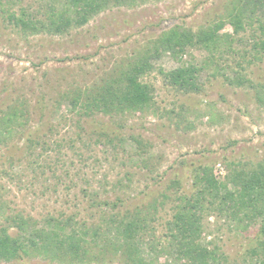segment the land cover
Here are the masks:
<instances>
[{
    "label": "rangeland",
    "instance_id": "obj_1",
    "mask_svg": "<svg viewBox=\"0 0 264 264\" xmlns=\"http://www.w3.org/2000/svg\"><path fill=\"white\" fill-rule=\"evenodd\" d=\"M53 1L55 6L63 7L67 0H0V98L12 93L35 102L44 96L48 106L46 125L33 134L35 145L30 150L24 146L10 159L0 146V224L15 215L30 217L39 226L47 217H73L72 226L83 229L84 224L92 226L101 220L98 208L82 209L90 204L84 188L109 199L120 197L126 204L140 202L148 192H154L149 200L157 199L159 209L149 226L155 227V235L146 232L141 240V255L152 262L156 255L148 243L165 245L166 225L178 204L175 198L185 190L184 185L172 190H165L164 185L170 183L173 171L183 161L219 160L214 172L223 181L228 162L251 168L264 159V108L255 101L252 89L231 86L224 77L232 78L239 70L237 55L216 51L213 57L206 49L189 48L182 60L169 53L153 60L154 70L142 79L153 86V111L113 119L125 137L117 151L89 140L80 116L72 112L68 102L58 105L59 96L76 84L99 80L115 63L145 48L163 29L175 25L193 30L206 27V19L214 18V12H220L217 9L229 0H154L133 9L114 8L62 36L26 33L9 18L25 10L29 18L47 21L46 13ZM257 27L256 31L248 28L234 36L235 52L248 49L250 36H260ZM228 32H232L229 25L221 33ZM206 61L198 94L178 92L159 73L160 69L171 71L182 63L203 67ZM245 73L251 79L263 76L264 61ZM184 106L188 111L181 123L179 114ZM136 136L146 144L144 159L136 155L132 139ZM223 155L228 158L225 163ZM164 193L168 199L163 198ZM257 228L247 227L241 232L226 215L206 216L201 243L218 256L210 264H263V256L251 258L249 254ZM16 232L10 229V233ZM105 256L106 262L94 259L84 264H124L111 262L110 252ZM175 256L163 253L158 263L178 264ZM24 261L0 264H64L41 257Z\"/></svg>",
    "mask_w": 264,
    "mask_h": 264
},
{
    "label": "trees",
    "instance_id": "obj_2",
    "mask_svg": "<svg viewBox=\"0 0 264 264\" xmlns=\"http://www.w3.org/2000/svg\"><path fill=\"white\" fill-rule=\"evenodd\" d=\"M150 1L154 0H67L63 7L55 6L53 1L46 13L47 21L33 16L29 18L25 10L18 17L10 14L9 18L26 33L46 32L62 36L83 28L108 10L133 9ZM217 10L220 12H214V18L206 19V27L198 30L180 25L163 29L156 38L148 41L145 48L115 63L99 80L66 89L60 94L58 105L68 102L72 112L80 116L89 140L117 151L125 137L113 119L153 111V86L142 80L154 70L153 60L159 59L163 53L182 60L189 48H200L210 51L213 57L216 51L237 55L239 70L232 78L225 75L226 81L231 86L252 89L255 101L264 108V75H258L254 80L245 73L251 66L264 61V0H229ZM227 25L231 26L232 32L222 34ZM255 25H258L260 36H250L252 42L248 49L235 52L234 36ZM244 63L248 65L244 67ZM205 66H208L207 61L203 67L182 63L171 71L160 69L159 73L169 86L184 95H192L201 91L200 75ZM44 101V96L31 102L12 93L0 98V146L6 150L8 158H14L24 146L30 150L35 145L33 134L42 131L46 125L44 119L48 106ZM183 109L179 114L181 123H184L188 111L185 106ZM167 117L174 118L171 114ZM132 139L137 148L136 155L144 159V140L140 136ZM222 159L224 163L228 161L225 155ZM217 162L219 160H210L209 163L201 159L183 161L173 171L171 181L164 185V189H178L184 185L185 190L175 198L178 204L173 208L172 220L166 225L165 245L159 243L156 246L154 241L148 243L149 250L156 255L152 262L142 257L141 240L147 236L146 232L155 235V227L149 226V220L155 219L159 203L157 199H149L156 193L148 192L140 202L126 204L120 197L109 199L96 191L90 193L89 188H84L83 192L90 197V204L82 209L98 208L100 224H84L83 229H76L72 226L73 217L59 219L51 216L44 218L39 226L30 217L8 216L0 224V262L23 263L41 257L64 264H84L94 259L106 262L108 257L105 255L110 252L111 262L159 264L161 254L172 252L178 264H210V261L216 262L218 256L214 250L202 245L201 237L203 220L212 214L226 215L241 232L257 226L250 240L249 254L251 258H264V159L251 168L241 166L240 162H228V174L223 181L217 179L214 172ZM162 196L169 197L166 193ZM11 228L17 232L10 233Z\"/></svg>",
    "mask_w": 264,
    "mask_h": 264
}]
</instances>
